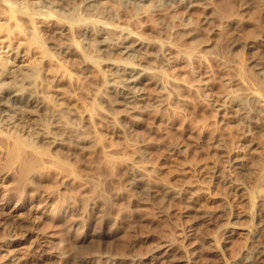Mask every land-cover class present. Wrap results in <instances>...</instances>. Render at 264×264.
Returning a JSON list of instances; mask_svg holds the SVG:
<instances>
[{"label": "bare ground", "instance_id": "6f19581e", "mask_svg": "<svg viewBox=\"0 0 264 264\" xmlns=\"http://www.w3.org/2000/svg\"><path fill=\"white\" fill-rule=\"evenodd\" d=\"M15 1L0 0V4L11 12L27 10L28 19L44 23L60 61L74 65L79 78L92 82L91 93L102 104L97 109L100 120L121 136L133 137L139 131L153 135L141 117L187 105L189 87L180 79L164 78L163 73L176 70L179 62L207 60L225 72L223 82L237 92L235 99L227 94L205 100L217 113V122H223L229 104L246 129L244 137L254 133L264 140V26H251L253 33L240 35L250 27L246 14L251 8L264 14V0H238L235 10L223 16L210 0H27L20 8L14 7ZM104 1L133 14L122 20ZM200 6L207 12L204 30L166 20L171 12L186 13ZM143 8L158 21L157 36L134 30L144 26H129L133 17L144 14ZM10 18L15 20L12 13ZM225 31L228 38L223 43L210 38ZM58 37L64 41L56 43ZM59 81L67 84L63 75ZM36 86V77L24 70L0 78V115L32 137L29 144L13 139L7 151L11 187L0 192V220L12 210L24 209L30 215L25 221L8 223L25 230L22 256L1 245L0 264H59L68 257L62 249L65 241L38 227L49 216L42 208L50 196L31 191L39 186L38 168L45 163L91 189L89 196L65 200L69 226L81 229L71 246V264H264L263 220L251 223L249 213L232 212L225 203L203 210L195 193L155 181L144 160L143 141L131 145L136 161L121 164L122 176L112 169L97 173L101 164L110 167L112 151L81 136L82 129L93 132L90 115L79 117L70 111L63 121L62 113L43 99ZM211 147L224 165L211 176L215 183L244 205L257 206L242 180L255 172L246 156L256 154L258 144L243 139L237 147L240 154L233 157L225 138L215 135ZM76 155L92 158L84 173L73 169ZM260 169L257 180L264 186V162ZM174 200L180 201L179 210L170 206ZM35 202L42 206L40 211L32 208ZM219 226V236L209 232ZM235 239L248 244L236 254H227Z\"/></svg>", "mask_w": 264, "mask_h": 264}, {"label": "rangeland", "instance_id": "374dc122", "mask_svg": "<svg viewBox=\"0 0 264 264\" xmlns=\"http://www.w3.org/2000/svg\"><path fill=\"white\" fill-rule=\"evenodd\" d=\"M210 1L218 15L223 16L235 10L238 0ZM15 2L17 4L14 7L20 8V5H24L27 0ZM104 2L111 5L122 20L126 19L127 15L133 14L130 9L126 12L120 11L113 4ZM147 10L148 8H143L144 14L133 17L128 24L129 26H144V29L132 28L143 35L157 36L158 21L146 12ZM10 13L13 14L15 20L10 18ZM27 13V10L21 12L12 10L11 12L0 4V78L6 76L9 71L23 72L24 70L28 75L36 77V90L49 105L62 113L63 121L69 117L70 111L75 112L79 117L86 113L89 114L94 127L93 132L82 129L81 136L91 137L99 147L112 151L110 167L101 164L97 173L105 174L109 169H112L113 172L122 176L119 171L121 164L136 161V152L131 145L143 141L147 145L144 160L152 171L155 181L167 183L188 193H195L203 210H212L225 203L232 212L249 213L251 223L264 221V186H260L257 180L258 175L261 174L260 167L264 162L263 138L254 133L244 137L246 129L239 124L237 114L231 105L227 104L221 123L217 122L218 115L213 111V108L205 105L206 99L227 94L233 99L237 96L236 91L232 92L235 87H229L223 82L225 72L220 67L207 60L201 63L186 60L183 63L179 62L175 66L176 70L164 71V78L180 79L189 87L185 93L189 103L187 105L179 104L170 110L141 117L140 120L143 124L153 129V135L139 131L133 137H123L115 132L112 126L100 120L97 109L101 108L102 104L95 100L91 93L92 82L79 78L74 65L60 61L58 50L49 43L44 31V23L38 19L31 21L28 19ZM206 13L204 7L200 6L189 9L186 13L183 10H178L176 13L171 12L166 20H170L175 25L187 23L189 26L204 30L202 19ZM246 19L249 21L250 27L241 31L242 37L254 32L251 26H264V14L255 8H251L247 12ZM32 22L36 25L32 26ZM210 38L223 43L228 38V32L225 31L220 36H211ZM63 41L64 38L58 37L55 42ZM62 75L67 84L62 85L59 81ZM201 94H205L206 97H201ZM201 98L203 99L201 100ZM79 117H77V122L80 120ZM19 127L5 121L0 115V192L11 187L6 156L12 140L20 138L27 144L32 141L29 132L22 131ZM215 135L225 138L227 149L231 151L233 157L240 154L237 147L243 139L253 140L258 144L259 148L256 154L246 156L255 172L242 181L252 192L259 206L244 205L236 197L225 193L212 179L211 176L221 172L224 166L211 147L212 138ZM91 159L90 156L76 155L72 160L75 172L84 173ZM37 174L40 184L31 192H35L36 195L43 193L50 196V200L44 208L37 202L32 207L36 211H40L41 208L43 211H49V216L43 217L38 227L55 237L57 241H65L62 249L68 257L62 258L59 264H71V253L73 254L71 246L74 240L81 235V229L69 226L68 218L64 213L65 200L89 196L91 189L69 177L61 168L47 163L38 168ZM13 204L14 202L10 204L9 210ZM170 206L175 210L182 207L179 200H174ZM27 214L24 209L12 210L11 214L0 220V246L10 247L15 254L20 256H22L21 252H24L25 230L22 227L12 228L8 223L25 221ZM220 227L211 228L209 232L219 236ZM247 244L243 240L235 239L227 246L226 253L236 254ZM82 253L85 255V250Z\"/></svg>", "mask_w": 264, "mask_h": 264}]
</instances>
